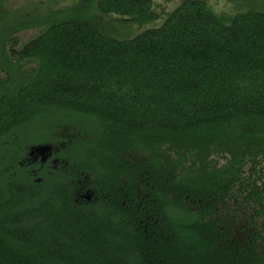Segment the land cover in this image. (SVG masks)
<instances>
[{
    "label": "trees",
    "instance_id": "obj_1",
    "mask_svg": "<svg viewBox=\"0 0 264 264\" xmlns=\"http://www.w3.org/2000/svg\"><path fill=\"white\" fill-rule=\"evenodd\" d=\"M93 7L159 17L154 0H78L20 21L40 30L14 61L0 36V264H264V8L181 0L118 37ZM53 108L91 135L38 170L21 134Z\"/></svg>",
    "mask_w": 264,
    "mask_h": 264
},
{
    "label": "rangeland",
    "instance_id": "obj_2",
    "mask_svg": "<svg viewBox=\"0 0 264 264\" xmlns=\"http://www.w3.org/2000/svg\"><path fill=\"white\" fill-rule=\"evenodd\" d=\"M78 0H0V36L6 31L7 42H5V50L8 56H11L12 50L17 51L23 44L34 37L40 30L39 26H20V21L26 20L28 17L45 13L52 8H62L70 5ZM211 7L217 13H235L237 11L246 10L250 5L255 4L258 7L264 8V0H207ZM181 0H154V9L158 12V18L153 22L145 25H140L135 21L127 19L123 22L113 20L110 15L101 14L95 7L91 9V12L97 14L100 18V24L104 28L108 22L112 23L110 32L118 37L133 36L136 33L152 26H159ZM116 17L115 15H113ZM17 24V25H16ZM9 27V30H6ZM16 40L17 44L12 45ZM1 51V49H0ZM11 61L16 59L15 56L9 58ZM37 63L34 60H26L21 62L17 66V78L20 81H25L30 77L31 72L36 68ZM7 72L3 68L0 58V76H6ZM88 121L75 111L67 112L63 108H53L47 112L41 118L34 122H29L24 128V133L21 134V138L26 134V139L30 137L31 140L39 141L32 143L28 146L30 150L29 156L23 161L28 160L31 163H38L39 169L47 163L55 165L54 168H65L68 163V158L64 157L62 149L69 144L67 140L74 141L78 136H90L91 134L85 132ZM19 133V132H18ZM90 134V135H89ZM46 139L47 141H40ZM52 140V141H51ZM59 140V141H58ZM71 141V142H72ZM36 146L44 147V156H36L37 152H33V148ZM34 155V158H33ZM37 160V162H33ZM38 161V160H40ZM224 159L221 158V162ZM263 172H264V160H263ZM37 172V170L35 169ZM90 194V193H87ZM86 196L83 193L82 198Z\"/></svg>",
    "mask_w": 264,
    "mask_h": 264
},
{
    "label": "flooded vegetation",
    "instance_id": "obj_3",
    "mask_svg": "<svg viewBox=\"0 0 264 264\" xmlns=\"http://www.w3.org/2000/svg\"><path fill=\"white\" fill-rule=\"evenodd\" d=\"M44 147L46 148V146H36V147H34L33 148V152H37V154H35L36 156H43V158H45V156H44ZM30 150H31V147H30ZM30 150L28 149V155L26 156V157H28L29 156V153H30ZM33 158H34V155H33ZM38 161H40V162H42L41 161V159L40 160H38ZM33 162H37V160L35 159V161H33ZM52 166H54V167H56L55 165H52ZM33 171L35 172V169H33ZM36 173V172H35ZM87 193L88 192H85V196L87 195ZM83 196V194L81 193V197ZM87 197V196H86Z\"/></svg>",
    "mask_w": 264,
    "mask_h": 264
},
{
    "label": "water",
    "instance_id": "obj_4",
    "mask_svg": "<svg viewBox=\"0 0 264 264\" xmlns=\"http://www.w3.org/2000/svg\"><path fill=\"white\" fill-rule=\"evenodd\" d=\"M86 196H87L86 198H87L88 200H90V199L92 198V194H87Z\"/></svg>",
    "mask_w": 264,
    "mask_h": 264
}]
</instances>
